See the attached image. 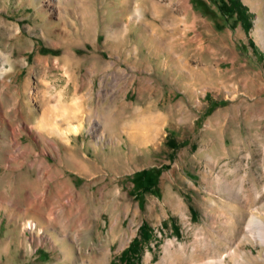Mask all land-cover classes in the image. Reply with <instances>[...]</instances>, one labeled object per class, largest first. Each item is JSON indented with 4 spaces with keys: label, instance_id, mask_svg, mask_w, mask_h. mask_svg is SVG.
Instances as JSON below:
<instances>
[{
    "label": "rangeland",
    "instance_id": "374dc122",
    "mask_svg": "<svg viewBox=\"0 0 264 264\" xmlns=\"http://www.w3.org/2000/svg\"><path fill=\"white\" fill-rule=\"evenodd\" d=\"M242 2L250 29L211 0H0V264H124L144 222L137 264H264V0ZM65 113L70 142L39 124Z\"/></svg>",
    "mask_w": 264,
    "mask_h": 264
},
{
    "label": "trees",
    "instance_id": "16d2710c",
    "mask_svg": "<svg viewBox=\"0 0 264 264\" xmlns=\"http://www.w3.org/2000/svg\"><path fill=\"white\" fill-rule=\"evenodd\" d=\"M214 2L220 13L225 17H233L236 15V20L242 22L246 29L252 26V19L248 12V8L242 0H223L218 3ZM159 168L143 169L136 173L133 178L135 189L138 191L137 197L140 204L144 203L145 194L148 192H158V178L161 174ZM154 239V231L148 223L144 222L139 229V234L126 247L120 257V261L124 264H137L141 259L142 253L147 246L150 245ZM112 264H116L112 262Z\"/></svg>",
    "mask_w": 264,
    "mask_h": 264
},
{
    "label": "bare ground",
    "instance_id": "6f19581e",
    "mask_svg": "<svg viewBox=\"0 0 264 264\" xmlns=\"http://www.w3.org/2000/svg\"><path fill=\"white\" fill-rule=\"evenodd\" d=\"M262 20V19H261ZM257 35H258V38L259 40L264 44V24L261 25L258 29H257ZM61 105V104H60ZM71 107V106H70ZM64 110V109H63ZM56 114V113H55ZM66 114V113H65ZM73 116H69L68 114L64 115L63 117V124L64 125H61V124H57V125H47L46 122H49L47 119H42L40 121V127L46 129L47 131L51 132V133H54V132H57L60 136H62V138H64L66 141H68V132L69 131H75L77 132L80 128H81V122L78 123V124H75L72 120ZM50 120V119H49ZM55 126V127H54ZM84 127V126H83ZM158 131L156 132V134H153V135H150V134H146L144 136V139L145 141H153L154 139H156L157 135H158ZM142 138V137H141ZM70 142V141H68ZM154 142V141H153ZM15 160V158H14ZM15 162V161H14ZM78 169V172L79 173H82V174H88V171L85 169H83L82 167L80 168H77ZM45 186H44V193L42 194V196H40V201L41 203H43V199L44 197H46L45 195L50 191V182L48 183H44ZM67 201L69 203H71L73 201V195H70L67 199ZM45 202V201H44ZM40 204V203H39ZM71 212H69L68 214H70ZM47 214V213H46ZM51 217V216H50ZM247 226L249 227V229L252 231L253 228L255 226H257L258 228V236L264 240V221L261 220L260 218H258L257 216L255 215H252ZM255 230V229H254ZM233 252H239V250H233ZM221 260V259H220ZM212 261H215V260H209L207 262H203V263H198V264H211ZM223 261V260H221ZM224 262V261H223ZM222 262V264H223ZM224 264H226L224 262Z\"/></svg>",
    "mask_w": 264,
    "mask_h": 264
}]
</instances>
